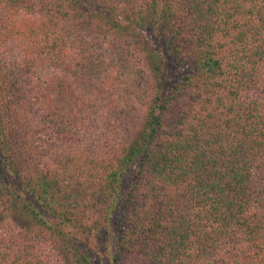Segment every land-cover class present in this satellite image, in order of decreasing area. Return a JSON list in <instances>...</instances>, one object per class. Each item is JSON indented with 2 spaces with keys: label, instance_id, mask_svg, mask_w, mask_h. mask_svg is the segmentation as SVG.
<instances>
[{
  "label": "trees",
  "instance_id": "obj_1",
  "mask_svg": "<svg viewBox=\"0 0 264 264\" xmlns=\"http://www.w3.org/2000/svg\"><path fill=\"white\" fill-rule=\"evenodd\" d=\"M0 264H264V0H0Z\"/></svg>",
  "mask_w": 264,
  "mask_h": 264
}]
</instances>
